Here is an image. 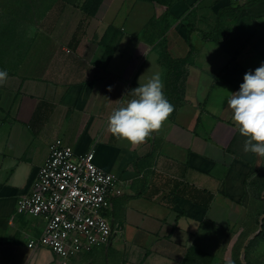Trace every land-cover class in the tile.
<instances>
[{
  "label": "crops",
  "instance_id": "0c3cea01",
  "mask_svg": "<svg viewBox=\"0 0 264 264\" xmlns=\"http://www.w3.org/2000/svg\"><path fill=\"white\" fill-rule=\"evenodd\" d=\"M46 2L23 23L0 0V264H62L26 245L43 219L15 212L56 139L120 179L109 242L67 264H246L264 159L226 97L264 63V0H103L90 18ZM157 74L173 112L143 143L117 139L108 117Z\"/></svg>",
  "mask_w": 264,
  "mask_h": 264
},
{
  "label": "built area",
  "instance_id": "2783aa9c",
  "mask_svg": "<svg viewBox=\"0 0 264 264\" xmlns=\"http://www.w3.org/2000/svg\"><path fill=\"white\" fill-rule=\"evenodd\" d=\"M118 184L115 173L94 163L92 149L76 154L61 139L54 140L30 192L16 201V213L44 221L41 233L27 239V247H46L67 264L77 254L107 244L113 228L106 211Z\"/></svg>",
  "mask_w": 264,
  "mask_h": 264
},
{
  "label": "clouds",
  "instance_id": "9594fccd",
  "mask_svg": "<svg viewBox=\"0 0 264 264\" xmlns=\"http://www.w3.org/2000/svg\"><path fill=\"white\" fill-rule=\"evenodd\" d=\"M8 78L0 70V86ZM132 99L116 107L108 117V129L117 139L143 143L158 132L174 110L160 76L153 75L131 91ZM232 120L247 139L244 151L264 157V63L244 74L239 90L226 97Z\"/></svg>",
  "mask_w": 264,
  "mask_h": 264
},
{
  "label": "rangeland",
  "instance_id": "374dc122",
  "mask_svg": "<svg viewBox=\"0 0 264 264\" xmlns=\"http://www.w3.org/2000/svg\"><path fill=\"white\" fill-rule=\"evenodd\" d=\"M10 2L4 3L2 5L12 6L14 10L13 18L19 17L23 23H27V18L31 16L32 8L37 7L39 11L42 10V6L47 5V0H9ZM36 2V3H35ZM41 8V9H40ZM264 159V157H261ZM259 172L264 177V163L259 167ZM261 189L260 191H262ZM264 213V211H263ZM243 260L247 264H264V217L263 224L260 232L254 236V238L249 240V244L245 246V251L243 253Z\"/></svg>",
  "mask_w": 264,
  "mask_h": 264
},
{
  "label": "trees",
  "instance_id": "16d2710c",
  "mask_svg": "<svg viewBox=\"0 0 264 264\" xmlns=\"http://www.w3.org/2000/svg\"><path fill=\"white\" fill-rule=\"evenodd\" d=\"M102 1L103 0H83L82 7H83L84 14H85L86 18H90L96 13V11H97L99 5L102 3ZM148 1H160V0H148ZM261 189L262 188H260V190ZM260 223H261V227H262V224H263L262 219H261Z\"/></svg>",
  "mask_w": 264,
  "mask_h": 264
},
{
  "label": "water",
  "instance_id": "95a60500",
  "mask_svg": "<svg viewBox=\"0 0 264 264\" xmlns=\"http://www.w3.org/2000/svg\"><path fill=\"white\" fill-rule=\"evenodd\" d=\"M264 217V214L262 215V218ZM260 222H261V220H260ZM260 225H261V223H260Z\"/></svg>",
  "mask_w": 264,
  "mask_h": 264
}]
</instances>
